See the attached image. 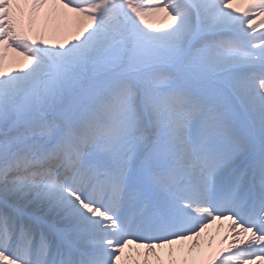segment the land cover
<instances>
[{"label": "snow or ice", "instance_id": "obj_1", "mask_svg": "<svg viewBox=\"0 0 264 264\" xmlns=\"http://www.w3.org/2000/svg\"><path fill=\"white\" fill-rule=\"evenodd\" d=\"M0 264H264V0H0Z\"/></svg>", "mask_w": 264, "mask_h": 264}, {"label": "bare ground", "instance_id": "obj_2", "mask_svg": "<svg viewBox=\"0 0 264 264\" xmlns=\"http://www.w3.org/2000/svg\"><path fill=\"white\" fill-rule=\"evenodd\" d=\"M225 223H227V222H225ZM214 229H215V227H214L213 229H210L209 231H210V233H211L213 236H216V240L218 241L219 236L223 234V230L221 229V230L219 231V233H217V230H216V229L214 230ZM213 246H215V242H214Z\"/></svg>", "mask_w": 264, "mask_h": 264}]
</instances>
